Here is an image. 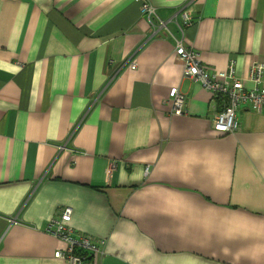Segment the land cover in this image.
Segmentation results:
<instances>
[{
	"label": "crops",
	"instance_id": "0c3cea01",
	"mask_svg": "<svg viewBox=\"0 0 264 264\" xmlns=\"http://www.w3.org/2000/svg\"><path fill=\"white\" fill-rule=\"evenodd\" d=\"M142 1L156 33L138 0H0V264H67L52 221L68 208L96 264H264V109L214 132L223 100L175 56L182 41L245 75L264 0Z\"/></svg>",
	"mask_w": 264,
	"mask_h": 264
},
{
	"label": "built area",
	"instance_id": "2783aa9c",
	"mask_svg": "<svg viewBox=\"0 0 264 264\" xmlns=\"http://www.w3.org/2000/svg\"><path fill=\"white\" fill-rule=\"evenodd\" d=\"M140 1V11L145 17L153 33L164 27L163 22H155L156 10L147 1ZM180 18L184 25H190L192 15L185 7ZM175 56L182 64V76L198 82L204 89L209 91L214 97L223 100L222 110L215 115L212 120V130L220 135L232 133L237 127L236 111L246 106L250 110L260 113L264 109V64L253 62L250 64L246 78H240L236 73L235 61L230 60L227 71L223 74L210 72L200 61L199 53L191 48H187L180 41L175 50ZM135 69V65H130ZM244 80L250 86L245 87ZM185 97L177 88L168 91L164 101L173 115H183L185 113ZM71 210H64L59 220L52 221L53 234L65 244V248L54 252L56 259L64 260L67 264H96L94 256L100 255V249L90 240L82 238L75 240L73 230L70 225ZM79 250V253H77Z\"/></svg>",
	"mask_w": 264,
	"mask_h": 264
},
{
	"label": "bare ground",
	"instance_id": "6f19581e",
	"mask_svg": "<svg viewBox=\"0 0 264 264\" xmlns=\"http://www.w3.org/2000/svg\"><path fill=\"white\" fill-rule=\"evenodd\" d=\"M261 64H264V63H261ZM249 67H250V65H249ZM249 67H248V69H247V72H248V70H249ZM247 72H246L245 75H240V74L237 73V71H236L237 75H238L240 78H246ZM244 83H247V81L244 80Z\"/></svg>",
	"mask_w": 264,
	"mask_h": 264
}]
</instances>
